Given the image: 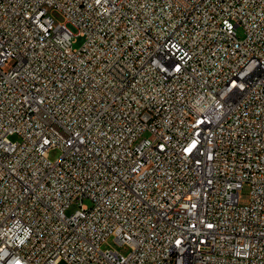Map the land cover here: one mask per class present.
<instances>
[{"label":"built area","instance_id":"1","mask_svg":"<svg viewBox=\"0 0 264 264\" xmlns=\"http://www.w3.org/2000/svg\"><path fill=\"white\" fill-rule=\"evenodd\" d=\"M63 260L264 264V0H0V264Z\"/></svg>","mask_w":264,"mask_h":264},{"label":"rangeland","instance_id":"2","mask_svg":"<svg viewBox=\"0 0 264 264\" xmlns=\"http://www.w3.org/2000/svg\"><path fill=\"white\" fill-rule=\"evenodd\" d=\"M50 14L53 15V17H55V19H61L60 14L58 12H54L50 10ZM68 27L71 30V32L73 33V46L74 48L78 49L81 48L84 43H85V37L83 35L80 34L79 28L74 25L73 23L69 22L68 23ZM239 35L242 36L243 35V29L239 28L238 29ZM12 139H17L16 136H13ZM61 155V150L59 148H55L52 149L49 153V157L51 160H56L57 158H59ZM240 195H241V203L242 204H247L250 200V184L245 183L243 188L240 190ZM86 204H91V201L89 199H85L84 201ZM78 205L73 204L71 205V207L67 210L68 214H71L72 212H74L76 209H78ZM103 248L106 247H113L115 249H117L118 251H120L121 253L127 254L130 251V248L127 245H123V244H119L117 241H115L114 236H111L107 239L106 242H104L102 244ZM59 264H69L67 261L63 260L61 261Z\"/></svg>","mask_w":264,"mask_h":264}]
</instances>
